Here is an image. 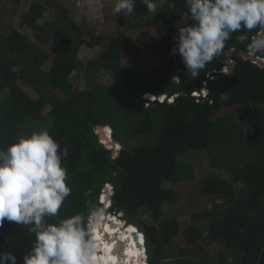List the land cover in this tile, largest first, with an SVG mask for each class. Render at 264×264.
Listing matches in <instances>:
<instances>
[{
	"label": "trees",
	"instance_id": "1",
	"mask_svg": "<svg viewBox=\"0 0 264 264\" xmlns=\"http://www.w3.org/2000/svg\"><path fill=\"white\" fill-rule=\"evenodd\" d=\"M8 1L15 6L21 2ZM54 7L52 19L39 22L48 6L44 0H34L22 14L19 29L7 28L0 19V149L19 136L46 129L61 149L69 151L62 163L68 168L72 195L59 217L50 222L77 212L87 217L89 208L104 207L100 196L109 185L111 204L104 214H121L126 224L110 218L115 224L111 228L105 217L93 224L95 252L96 245L100 247L99 257L94 254L96 264H118L110 255L113 240H108V231L118 235L123 229L127 239L122 240H130V264H144L142 247L141 262L130 260L128 253L135 254L131 237L139 232L147 264H264V67L227 55L229 50L246 53V44L257 32L244 33L248 37L244 42L240 33H234L224 52L192 79L180 57L170 54L177 27L193 23L184 18V0H167L157 13L137 0L131 15L119 17L120 27L128 26V18L135 23L132 27L115 36L94 37L101 46L96 61L112 83L95 91H79L73 87L72 75L79 66L84 39L89 37L83 23L73 22L57 4ZM180 17L183 22L177 24ZM146 27L156 37L152 39L155 52L142 55L139 41L126 32ZM52 42L55 48L48 46ZM125 56L142 61L154 58L157 65L145 71L126 69L121 62ZM226 60L233 63L232 71L222 73ZM47 61H51L48 71L44 69ZM21 85L29 87L34 97ZM206 86L209 97L201 99ZM222 92L228 95L227 101L220 99ZM146 94L156 100L172 97L157 104L146 101ZM232 107L234 116L226 112ZM245 126H251L252 132H245ZM100 130H104L103 139L110 138L111 131L112 141L120 146L116 155L102 144ZM133 139L141 140L140 144L127 147ZM230 143L236 144L237 152L226 153L231 160H223L225 153L220 156L219 149ZM204 152L210 167H226L231 177L211 175L194 184L204 198L198 221L207 225L184 227L188 213L177 211L165 217L164 206H172L177 197L165 184L192 181V168L177 158ZM33 240L28 226L5 222L0 228V250L14 252L18 264ZM213 243L219 251L212 255L207 248Z\"/></svg>",
	"mask_w": 264,
	"mask_h": 264
},
{
	"label": "clouds",
	"instance_id": "2",
	"mask_svg": "<svg viewBox=\"0 0 264 264\" xmlns=\"http://www.w3.org/2000/svg\"><path fill=\"white\" fill-rule=\"evenodd\" d=\"M136 2L115 0L112 13L131 15ZM141 2L149 12L157 13L167 0ZM184 2L187 5L184 18L193 23L177 27L170 54L180 57L192 79L199 77L207 65L224 52L226 42L234 33H240L239 39L244 42L248 39L244 33L255 30L257 35L246 44V53L252 57L264 56V0ZM165 97L156 100L146 94L144 99L155 102ZM228 98L226 92L220 93L221 100ZM104 130H100L101 141ZM109 135L107 145L102 144L115 151L119 145L112 141L110 130ZM68 156V148L61 149L46 129L19 136L6 149H0V228L5 222L28 226L34 236L30 249L22 253V264H96L91 222L113 216L104 214L107 205L89 208L87 217L77 212L58 222H50L51 218L59 217L66 199L72 195L67 182L68 168L62 163ZM141 243L143 261L147 264L144 237ZM111 250H115L114 244ZM0 264H18V257L14 252L0 250Z\"/></svg>",
	"mask_w": 264,
	"mask_h": 264
},
{
	"label": "rangeland",
	"instance_id": "3",
	"mask_svg": "<svg viewBox=\"0 0 264 264\" xmlns=\"http://www.w3.org/2000/svg\"><path fill=\"white\" fill-rule=\"evenodd\" d=\"M34 0H21L18 6H15L13 2H9L8 0H0V19H2L7 25V28L19 29L20 19L24 12H26L30 6V4ZM48 6V10L45 13L43 19L39 20V22L50 21L52 19V15L55 14L54 5L57 4L61 8L67 10L70 13V17L73 22L78 24L83 23V29L86 34L85 42L80 49V53L78 56L79 66L75 70L72 75V83L73 87L76 90L83 91H95L99 88V86L105 84H111L109 77L103 74L101 67L98 65L96 58L100 52L101 46L98 45L95 38L96 36L101 35H110L115 36L119 31H127L129 26H133L135 23L131 18L127 22L128 26L120 27L119 17L124 16L127 17V13H120L118 16L112 13V8L114 6L115 0H44ZM104 10L106 12L104 13ZM183 18L180 17L178 19V23H182ZM137 29L136 31L126 32L129 36L137 43L139 41L138 49L140 54L147 55L150 50L155 52V41H153V32L146 27L145 29ZM139 29V30H138ZM32 33L29 32V35ZM50 48H55V43H50L48 45ZM150 51V52H151ZM143 57V56H142ZM122 66L126 69H133L137 71H145L151 66L157 65V62L153 59H136L132 57L125 56L121 60ZM51 61H47L44 65V69L48 71L50 69ZM224 72H228L224 69ZM177 81V80H176ZM21 88L28 93L31 97H34L32 91L29 87H25L21 85ZM207 91L205 90L201 94V99H206ZM196 94H193V96ZM59 96H61L59 94ZM235 107L226 109V112L230 113L234 116ZM245 132H252L251 126L244 127ZM103 136V135H102ZM109 142V139H103L102 143ZM141 140L133 139L127 143V147H134L140 144ZM120 150V146L114 151V154L118 153ZM224 151L223 160H231L227 158L229 155L226 153H230L232 151L237 152L236 144L230 143L229 145L220 148L219 154L222 155ZM207 152L202 154L192 153L191 157L177 158L178 163L185 164L186 166H190L193 170V180L190 182L179 181L177 183L168 182L165 184V187L171 191H175L177 193V197L174 200L172 206L168 207L164 206L163 212L165 217H170L174 215L177 211H183L188 213L183 219V226L187 227L193 223H204L202 221H198L200 216V211L202 210L203 204L202 201L204 198L200 197V194L194 187L196 182H199L206 178L207 176L217 175L223 179H229L231 174L228 168H212L210 167ZM222 158H217V161ZM239 185L237 184V187ZM207 198V197H206ZM205 200H213V198H207ZM208 202V201H207ZM193 216H192V214ZM121 216V214H119ZM106 220L105 224L110 222V218L113 216H105ZM143 220H147L146 218H142ZM113 220V219H112ZM122 221L123 217L121 218ZM149 220V219H148ZM125 222V221H124ZM94 224V223H93ZM203 225V224H202ZM207 223H204L206 226ZM108 226V224H107ZM183 228V227H182ZM137 235L139 242H142V236ZM123 238H127V235L123 236ZM218 247L215 243L211 244L207 248V252L210 254H216L218 252ZM132 255V254H131ZM130 255V258H131ZM136 256V255H135ZM229 260L231 261L230 257Z\"/></svg>",
	"mask_w": 264,
	"mask_h": 264
},
{
	"label": "bare ground",
	"instance_id": "4",
	"mask_svg": "<svg viewBox=\"0 0 264 264\" xmlns=\"http://www.w3.org/2000/svg\"><path fill=\"white\" fill-rule=\"evenodd\" d=\"M104 139H107V138H104ZM117 148H118V146H117ZM103 217H105V216H103ZM107 217V216H106ZM112 219H119L118 217H113ZM120 220V219H119ZM123 222V221H122ZM114 224V223H113ZM125 224V223H124ZM93 226V225H92ZM128 226H130V225H128ZM111 227V226H110ZM114 227H115V224H114ZM131 227V226H130ZM112 228V227H111ZM132 228V227H131ZM135 231V230H134ZM108 233H109V236H108V240L111 242L112 240H113V242H112V246H113V244L114 243H117V244H120V249H119V253L116 255L115 254V250H112L111 251V257L113 258V259H116L117 258V262H118V264H130V262H129V260H128V258H127V246L129 245V242H130V240H122V238H123V236H125V234H126V230L125 229H123V230H121L119 233H118V235L117 234H112L111 232H109L108 231ZM132 233V232H131ZM92 235H93V233H92ZM140 235L142 236V240H143V235L140 233ZM118 236V237H117ZM114 238V239H113ZM121 238V239H120ZM132 239H134V242H135V245H136V249L137 250H135V254H136V257H137V260H136V257L134 256V258H130V260L132 259L133 260V262H135L136 263V261H139V262H141L142 261V257L140 256V254H139V251L141 252V247H142V243L141 242H139V240H138V238H137V235H136V233L134 234V235H132V237H131ZM124 239V238H123ZM125 239H127V238H125ZM103 242H104V240H103ZM137 243H139V247L137 246ZM96 247H97V250H96V252H95V255L97 256L96 258H98L99 257V249H100V247H98L97 245H96ZM106 247H108L107 245H106ZM131 252H132V250H131ZM130 251H128V253L129 254H132ZM134 254V253H133ZM132 254V255H133ZM134 254V255H135Z\"/></svg>",
	"mask_w": 264,
	"mask_h": 264
},
{
	"label": "water",
	"instance_id": "5",
	"mask_svg": "<svg viewBox=\"0 0 264 264\" xmlns=\"http://www.w3.org/2000/svg\"><path fill=\"white\" fill-rule=\"evenodd\" d=\"M255 38V37H254ZM227 55L230 57L231 55H236V56H238V57H241V58H243V59H245V60H248V61H251L252 63H254V64H257L258 66H260V67H264V59H262V58H259V57H252V56H249V55H247V53H245V52H242V51H236V50H229L228 52H227ZM226 63L228 64V66H227V68H225L228 72H231L232 71V66H233V63L232 62H230V61H228V60H226ZM222 73H225L224 71H222ZM215 75H217V74H215ZM206 91H207V93L209 92V89H208V87L206 86V89H205ZM208 97H209V93H208ZM169 99V97H165V98H163L162 99V101H155V103H157V104H159V103H161V102H163V101H166V100H168ZM120 220H121V218H122V216H117ZM108 226H111L112 228H114V224L112 223V222H109V224H108ZM119 228V227H118ZM114 246H115V254L117 255L118 253H119V249H120V244H117V243H114Z\"/></svg>",
	"mask_w": 264,
	"mask_h": 264
},
{
	"label": "built area",
	"instance_id": "6",
	"mask_svg": "<svg viewBox=\"0 0 264 264\" xmlns=\"http://www.w3.org/2000/svg\"><path fill=\"white\" fill-rule=\"evenodd\" d=\"M109 137H110V135H109ZM105 144L107 145V142H105ZM111 195H112L111 187L109 185H106L104 191L102 192V194L100 196V203H102L104 206L107 205L106 210L110 207V199L109 198L111 197ZM95 222L96 221H92L91 226Z\"/></svg>",
	"mask_w": 264,
	"mask_h": 264
}]
</instances>
